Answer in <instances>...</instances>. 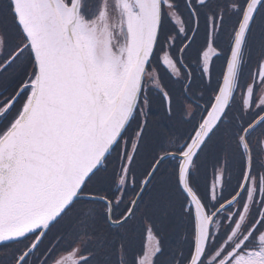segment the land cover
I'll return each instance as SVG.
<instances>
[{
    "label": "snow or ice",
    "instance_id": "6c2138e0",
    "mask_svg": "<svg viewBox=\"0 0 264 264\" xmlns=\"http://www.w3.org/2000/svg\"><path fill=\"white\" fill-rule=\"evenodd\" d=\"M0 264H264V0H0Z\"/></svg>",
    "mask_w": 264,
    "mask_h": 264
},
{
    "label": "flooded vegetation",
    "instance_id": "af4514ba",
    "mask_svg": "<svg viewBox=\"0 0 264 264\" xmlns=\"http://www.w3.org/2000/svg\"><path fill=\"white\" fill-rule=\"evenodd\" d=\"M165 82L169 84L170 87L174 88L177 92H179L180 89V85L179 84H173L170 81L167 80V78H165ZM152 117H150L151 119ZM166 123V122H165ZM183 130V126L177 121L176 122V131H182Z\"/></svg>",
    "mask_w": 264,
    "mask_h": 264
}]
</instances>
